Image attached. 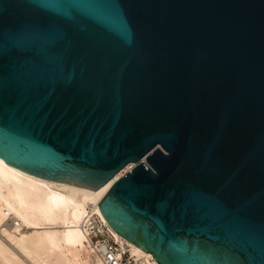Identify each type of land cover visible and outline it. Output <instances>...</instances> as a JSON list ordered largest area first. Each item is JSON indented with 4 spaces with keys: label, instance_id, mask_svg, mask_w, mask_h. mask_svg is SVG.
I'll return each mask as SVG.
<instances>
[{
    "label": "water",
    "instance_id": "1",
    "mask_svg": "<svg viewBox=\"0 0 264 264\" xmlns=\"http://www.w3.org/2000/svg\"><path fill=\"white\" fill-rule=\"evenodd\" d=\"M0 157L97 189L160 264H264V0H0Z\"/></svg>",
    "mask_w": 264,
    "mask_h": 264
},
{
    "label": "bare ground",
    "instance_id": "2",
    "mask_svg": "<svg viewBox=\"0 0 264 264\" xmlns=\"http://www.w3.org/2000/svg\"><path fill=\"white\" fill-rule=\"evenodd\" d=\"M135 165L127 163L95 190L31 175L0 157V264H104L88 236L95 222L107 226L136 263L160 264L116 233L98 207Z\"/></svg>",
    "mask_w": 264,
    "mask_h": 264
},
{
    "label": "built area",
    "instance_id": "3",
    "mask_svg": "<svg viewBox=\"0 0 264 264\" xmlns=\"http://www.w3.org/2000/svg\"><path fill=\"white\" fill-rule=\"evenodd\" d=\"M89 238L100 254L104 264H138L114 239L107 226L98 227L97 222L90 226Z\"/></svg>",
    "mask_w": 264,
    "mask_h": 264
},
{
    "label": "rangeland",
    "instance_id": "4",
    "mask_svg": "<svg viewBox=\"0 0 264 264\" xmlns=\"http://www.w3.org/2000/svg\"><path fill=\"white\" fill-rule=\"evenodd\" d=\"M29 262H30V260H29Z\"/></svg>",
    "mask_w": 264,
    "mask_h": 264
}]
</instances>
